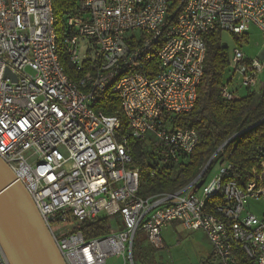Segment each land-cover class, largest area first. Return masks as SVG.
<instances>
[{
    "label": "built area",
    "instance_id": "2783aa9c",
    "mask_svg": "<svg viewBox=\"0 0 264 264\" xmlns=\"http://www.w3.org/2000/svg\"><path fill=\"white\" fill-rule=\"evenodd\" d=\"M67 26L65 52L86 71L77 82L61 63L53 1L0 0V158L32 197L65 263L118 256L134 264L139 232L163 250L162 231L177 222L207 235L218 264H238L239 252L264 264V212L249 208L264 201V158L244 184L221 162L196 191L225 143L192 183L143 198L131 148L145 142L163 164L194 152L198 132L176 118L195 108L205 36L264 33V0H79ZM229 68L252 90L263 64L235 47ZM232 77L225 100L237 99ZM107 92L120 99L122 119L95 110ZM104 216L120 217L122 229L89 240L74 231ZM0 264H9L1 248Z\"/></svg>",
    "mask_w": 264,
    "mask_h": 264
},
{
    "label": "trees",
    "instance_id": "16d2710c",
    "mask_svg": "<svg viewBox=\"0 0 264 264\" xmlns=\"http://www.w3.org/2000/svg\"><path fill=\"white\" fill-rule=\"evenodd\" d=\"M61 63L72 82L84 77L86 71L77 70L70 62L62 37L67 31V21L77 13L79 0H52ZM222 32L206 34L208 53L205 60L203 79L198 87L195 108L176 118L180 125L194 129L199 134V144L188 156L160 163V156L153 146L145 142H131L133 164L140 171L139 195L148 198L162 192H174L192 183L202 172L212 156L223 146L209 167L208 172L197 184L198 191L209 177V173L221 162L234 167L236 178L241 184L252 177L264 158V83L248 95L235 100H225L221 93L224 87V73L230 66L231 50L222 45ZM240 43L246 36L233 35ZM88 66V64H87ZM95 110L107 116L122 119L120 99L107 92L100 98ZM118 216L100 217L93 222H85L74 228L81 231L85 239L107 235L122 229ZM133 245L134 264L139 257L147 258L139 244ZM215 255L203 264H214ZM238 264H252L242 253H238Z\"/></svg>",
    "mask_w": 264,
    "mask_h": 264
},
{
    "label": "water",
    "instance_id": "95a60500",
    "mask_svg": "<svg viewBox=\"0 0 264 264\" xmlns=\"http://www.w3.org/2000/svg\"><path fill=\"white\" fill-rule=\"evenodd\" d=\"M0 248L9 264H66L32 197L1 158Z\"/></svg>",
    "mask_w": 264,
    "mask_h": 264
},
{
    "label": "rangeland",
    "instance_id": "374dc122",
    "mask_svg": "<svg viewBox=\"0 0 264 264\" xmlns=\"http://www.w3.org/2000/svg\"><path fill=\"white\" fill-rule=\"evenodd\" d=\"M245 38L246 40L240 38V43L238 44L233 35L223 33L222 45L230 49L240 47L251 60L260 58L261 54L264 53V33L259 31L256 27H252ZM262 64L263 70L258 78V86L264 83V60H262ZM231 77L230 68H228L224 73V81H229ZM241 79L240 73L237 72L234 77H232V82L230 84V90L235 93L237 98H242L248 95L249 92L258 89V86L252 90L242 86ZM218 168L219 166L215 168L214 172H216ZM199 196L203 198V193L200 192ZM249 208L252 209L256 215L261 216L264 212V201L261 200L257 203L250 202ZM69 228L72 227L67 226L66 229ZM140 235L141 234L137 235L135 250L137 244H139L143 251V256L147 258L144 264H203L207 260H210L212 254L210 241L203 231H184L181 225L176 222L170 224L162 231V237L166 244L165 250L155 249L149 244L147 239L139 238ZM216 261L218 262V260ZM216 261H214V264ZM108 264H123V262L121 258L117 256L109 259ZM135 264H143V262L138 257L135 260Z\"/></svg>",
    "mask_w": 264,
    "mask_h": 264
},
{
    "label": "crops",
    "instance_id": "0c3cea01",
    "mask_svg": "<svg viewBox=\"0 0 264 264\" xmlns=\"http://www.w3.org/2000/svg\"><path fill=\"white\" fill-rule=\"evenodd\" d=\"M259 59L264 60V53L261 54V56H260ZM176 223H177V222H176ZM172 224H173V223H172ZM177 224L181 225L180 223H177ZM167 227H168V226H167ZM167 227H166V228H167ZM181 227H182V226H181ZM164 229H165V228H164ZM182 229H183L184 231H186L183 227H182ZM190 232H191V231H190ZM192 232H193V231H192ZM195 232H196V231H195ZM139 234H141L139 238L147 239L146 236H145L142 232H140ZM139 234H138V235H139ZM147 241H148V240H147ZM177 243H179V242H177ZM164 245H165V249H166V244L164 243ZM211 247H212V246H211ZM165 249H163V250H165ZM213 257H214V252H213V248H212V254H211V256H210V259L213 258ZM216 260H217V258H216V256H215V261H216ZM143 264H144V262H143ZM215 264H218L217 261H216Z\"/></svg>",
    "mask_w": 264,
    "mask_h": 264
}]
</instances>
